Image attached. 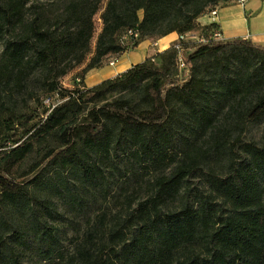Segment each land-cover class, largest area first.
Here are the masks:
<instances>
[{
    "label": "trees",
    "instance_id": "16d2710c",
    "mask_svg": "<svg viewBox=\"0 0 264 264\" xmlns=\"http://www.w3.org/2000/svg\"><path fill=\"white\" fill-rule=\"evenodd\" d=\"M43 1L0 0V264H264V129L261 143L232 134L264 123V45L179 38L85 85L144 40L219 30L198 20L228 0H108L93 53L104 0ZM38 88L46 97L23 112ZM113 182L147 192L88 221L65 256L59 203L85 214Z\"/></svg>",
    "mask_w": 264,
    "mask_h": 264
},
{
    "label": "rangeland",
    "instance_id": "374dc122",
    "mask_svg": "<svg viewBox=\"0 0 264 264\" xmlns=\"http://www.w3.org/2000/svg\"><path fill=\"white\" fill-rule=\"evenodd\" d=\"M34 1L37 3L44 2L43 0H34ZM107 1L108 0H104L101 6V10H99V13L94 18L96 31H95L94 38L91 42L92 53L95 49L97 36L102 30L103 23L100 18V15L102 13V10H104ZM234 3L239 4L241 3V1L240 0H228L225 3L222 2L221 4H219V7L229 5V4H234ZM209 19L210 17L207 13L201 16L198 20L200 28L207 25V24L203 25V23L208 22ZM210 31L211 30L203 32L200 30H196L193 33H188L187 39H189L190 41H194L195 43L199 45L200 43L198 42V39L203 36L209 37L212 34V32L210 33ZM192 51L193 49H190L186 52L184 51L182 56L184 58H187L188 55ZM92 53L88 56V58L91 57ZM111 60H115V59H111ZM111 60L108 62H105V64L110 65L109 63L111 62ZM86 64H87V60L83 64L76 65L72 70L68 71V73L62 77V80H61L62 85L64 87L71 88L79 84L80 83V73ZM93 71L94 70H91L90 72H88L86 77L90 75V73ZM85 85H86V82H85ZM38 97H40L41 100H43L44 97H46L44 96V93L41 90V88L36 89L34 94H33V91L31 93L26 94L24 97L25 101L22 102L21 110L25 112V111H28V110H31L37 107L38 102L36 99ZM236 125L237 126H235L232 131L233 137L234 136L239 137L244 141H255L258 143L262 142L264 123L238 121ZM32 161H33V158L30 160V162ZM200 182H201L200 178H194L193 180L194 184H198ZM146 192H147V188L145 185L135 186V188L133 187L132 189L127 190L125 188L120 189V186L118 185V183L113 182L112 187L109 190H107V194L105 192L98 193V194L93 193L89 197L88 210L86 211L85 214H81V215L68 213L65 207L61 203H59V206H60L59 212L62 213L64 217L62 219L63 221L59 224V227L61 229V236L59 237V239L61 242L62 253H64L65 256H68L70 253L74 251L77 241L81 239V234H83V232L87 228L88 221L95 219V217H97L98 215H101L102 213H106L107 220L114 219L115 215L125 212L126 205H127L126 204L127 203L126 194L135 195V197H140V196L145 195ZM61 258L62 257L59 255L57 256L56 260L52 262H44L43 264H58V263H61Z\"/></svg>",
    "mask_w": 264,
    "mask_h": 264
},
{
    "label": "crops",
    "instance_id": "0c3cea01",
    "mask_svg": "<svg viewBox=\"0 0 264 264\" xmlns=\"http://www.w3.org/2000/svg\"><path fill=\"white\" fill-rule=\"evenodd\" d=\"M212 20L203 23L209 24ZM216 22L225 40L249 39L255 44L264 45V0H247L219 7ZM177 33L159 40H144L134 49L128 50L116 59V65H105L90 73L85 79L87 87L95 86L109 78L128 70L146 58L162 52L178 39Z\"/></svg>",
    "mask_w": 264,
    "mask_h": 264
},
{
    "label": "built area",
    "instance_id": "2783aa9c",
    "mask_svg": "<svg viewBox=\"0 0 264 264\" xmlns=\"http://www.w3.org/2000/svg\"><path fill=\"white\" fill-rule=\"evenodd\" d=\"M241 3H245L247 0H240ZM210 17V19L212 20V22H216V18L218 15V8H214L212 10H210L207 13ZM217 23V22H216ZM139 37V33L135 32V31H128L122 38L123 41H129V40H136ZM179 38L182 39H187V35L185 36H179ZM225 38L223 37V34L221 32V30H215L209 37L203 36L201 38L198 39L199 43H210V42H219V41H224ZM111 66L116 65V60H111V62L109 63ZM179 65L181 69H184L186 67V63L184 60V57L182 56V54H180L179 56ZM50 100L47 99L46 103L49 104Z\"/></svg>",
    "mask_w": 264,
    "mask_h": 264
}]
</instances>
